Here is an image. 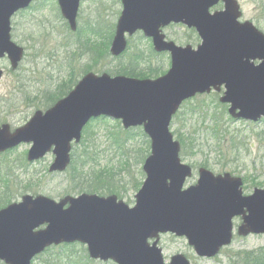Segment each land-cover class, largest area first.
I'll use <instances>...</instances> for the list:
<instances>
[{
	"label": "water",
	"instance_id": "obj_1",
	"mask_svg": "<svg viewBox=\"0 0 264 264\" xmlns=\"http://www.w3.org/2000/svg\"><path fill=\"white\" fill-rule=\"evenodd\" d=\"M35 0H0V59L12 71L23 49L11 41V18ZM81 0H56L71 31ZM110 54L126 49L125 34L136 31L152 40L157 53L170 55V68L161 77L139 80L87 73L75 87L45 112L35 111L22 126L0 125V153L21 144L35 162L54 157L49 173H62L70 164L73 144L91 119L107 117L125 130L142 127L150 154L142 171L144 182L129 207L117 197L81 194L59 201L24 195L0 210V261L30 264L50 246L80 243L90 259L114 264H190L181 254L164 262L160 234L186 239L199 258H213L232 239V219L241 218L237 235H264V190L242 196L240 178L214 176L199 169L197 183L183 189L191 168L180 162V145L169 131L172 117L184 101L221 92L233 120L256 123L264 118V35L251 23L238 22L235 0H119ZM219 2L223 11L209 13ZM181 24L201 40L194 50L166 42L161 29ZM252 61H259L254 65ZM3 71L0 70V81ZM149 241H152L150 244Z\"/></svg>",
	"mask_w": 264,
	"mask_h": 264
},
{
	"label": "rangeland",
	"instance_id": "obj_2",
	"mask_svg": "<svg viewBox=\"0 0 264 264\" xmlns=\"http://www.w3.org/2000/svg\"><path fill=\"white\" fill-rule=\"evenodd\" d=\"M237 2L242 20H252L264 34V0ZM120 11L118 0H82L75 33L69 30L54 0H39L16 14L12 19V41L24 48V58L15 72H11L6 59L0 60L4 72L0 81V125L7 123L11 129L22 126L35 111L44 110L47 97L76 83L85 70L95 74L113 72L139 58L140 71L161 68L166 72L168 56L151 54V44L139 33L128 40V49L121 58H112L107 50V56L101 58L100 52L106 47L102 44L113 35ZM163 33L180 46L200 43L192 31L180 25L169 26ZM91 45L99 49L89 52ZM218 97L217 93L194 97L181 106L170 125L175 140L180 137L189 141L187 149L181 148L179 154L181 163L194 169L184 187L196 183L199 167H208L214 174L228 173L242 178L246 195L255 188L264 190V120L233 121L227 114L228 107L221 105ZM120 130H123L120 123L110 119L91 122L72 154L80 162L85 148L96 149V159L91 167L79 171L81 177L86 182L99 177L111 183L107 187L117 190L118 195H114L131 207L144 180L141 168L150 148L139 131H135L130 142H125ZM213 131L216 133L212 134ZM28 149L29 145L22 144L0 154V208L7 202H19L23 195H43L55 201L66 195L77 196L70 192V171L59 175L48 173L52 154L28 163L25 159ZM97 195L110 194L106 190ZM159 247L166 263L171 256L181 254L190 264H235L239 253H264V235L234 236L231 246L212 259L197 257L184 238L172 235L161 236ZM32 264L113 263L92 261L83 245L73 244L51 247Z\"/></svg>",
	"mask_w": 264,
	"mask_h": 264
},
{
	"label": "trees",
	"instance_id": "obj_3",
	"mask_svg": "<svg viewBox=\"0 0 264 264\" xmlns=\"http://www.w3.org/2000/svg\"><path fill=\"white\" fill-rule=\"evenodd\" d=\"M102 45L106 46L105 48H103V52H100V55L102 57H104L105 55V51L107 50V43H103ZM92 50V49H91ZM89 50V52L91 51ZM153 74V72H151ZM114 74H121L124 76H128V77H138L135 72H133V70H127L125 67H121L120 69H118L116 72H114ZM75 83H70L68 86L65 87V90L60 91L58 93L52 94L49 97H47V102L48 104H46L44 106V108H47L49 106H51L53 103H55L58 99H61L62 97H64L74 86ZM106 119L104 118H100V119H96L93 120L94 121H105ZM122 132V134L125 137V142L126 141H131L132 138H134V133L135 131H139V135L143 138H146V136L143 134L142 130L139 128L136 129H129L127 131L124 130H120ZM120 133V132H119ZM216 131H213L212 134H215ZM147 139V138H146ZM181 145V148L183 151H185L187 149V147L189 146V141L187 139H183L178 137L177 139ZM83 155L81 156V161L77 162L78 159L77 157L75 158V153L72 154V162L70 167L68 168L67 171H70L69 173V178H70V184H71V193H76L77 195L82 194V193H90V194H102L106 192V190L109 191V194H117L118 195V191L117 190H110L107 186H111V183L109 182H104L103 179L98 178H92L93 180L86 182V180L81 177L79 171H82L85 167H91V163L94 162V160L97 157V152L96 149H88L85 148L82 151ZM77 160V161H76ZM74 167H79V168H74ZM66 171V172H67ZM85 191V192H84ZM3 198V197H2ZM4 198L6 199L7 196H4ZM3 198V200H4ZM2 200V201H3ZM7 205L9 204L8 202L6 203ZM6 205H3V207H5ZM235 264H264V253L263 251H254V252H245V253H239L237 255V261L235 262Z\"/></svg>",
	"mask_w": 264,
	"mask_h": 264
},
{
	"label": "flooded vegetation",
	"instance_id": "obj_4",
	"mask_svg": "<svg viewBox=\"0 0 264 264\" xmlns=\"http://www.w3.org/2000/svg\"><path fill=\"white\" fill-rule=\"evenodd\" d=\"M223 8H224V5H223V3H218L216 6H214L212 9H210V13H215V12H220V11H222L223 10ZM241 11V10H240ZM241 16H240V19H239V21L241 22V23H243V22H245V21H248V22H250V23H252L253 24V22H252V20H242V12H241V14H240ZM254 25V24H253ZM169 26H173V24H171V25H168V26H166V27H164V28H162L161 29V33L163 34V36L165 37V41H167V42H173V41H171V40H169L167 37H166V35L163 33V30L165 29V28H167V27H169ZM181 26V25H180ZM188 31H192L194 34H195V37H197V40H199L200 41V39H199V37H198V35H197V33H196V31L194 30V29H189ZM139 32H137V33H135V35L136 34H138ZM139 34H141V33H139ZM142 35V34H141ZM143 36V35H142ZM144 37V36H143ZM131 38V37H130ZM129 38V39H130ZM145 38V37H144ZM128 39V40H129ZM145 39H147L148 41H149V43L151 44V54H153V53H155L156 55H167L168 56V59H169V63H170V55H169V53H167V52H163V53H156L155 51H154V49H153V46H152V42H151V39H148V38H145ZM111 43V42H110ZM174 44H176L175 42H173ZM199 44L200 43H195V44H193V45H190L193 49H196L198 46H199ZM177 45V44H176ZM178 46H180V45H178ZM186 46V45H185ZM96 49H99V47L97 46L96 48H95V50ZM89 50H91L90 48H89ZM88 50V51H89ZM92 52H94L93 50H91ZM119 58V57H118ZM118 58H115V59H118ZM139 61V58H137V60H133V62L132 63H130L129 65H127L125 68L127 69V70H133V72H135V74L138 76V77H130V78H134V79H139V80H143V79H149V80H154V79H156V78H158V77H160V76H162L163 75V73H164V71H161V68L159 69H155V70H151V69H147V70H143V71H140V65H141V63H137ZM142 61H143V59H142ZM252 63L256 66V65H258L260 62L259 61H252ZM118 70V69H117ZM116 70V71H117ZM116 71H113V72H109L108 74H112V75H117V74H114V72H116ZM154 71V73L155 74H153V73H151V72H153ZM148 75H150V76H148ZM157 75V76H156ZM156 76V77H155ZM154 77V78H153ZM200 168V167H199ZM198 168V169H199ZM197 169V170H198ZM194 169L192 168V171H193ZM197 172V171H196ZM222 174H224V173H222ZM214 175H220V174H214ZM232 176L233 177H237V176H234L233 174H232ZM197 178H198V173H197ZM242 179V178H241ZM242 187H241V190H242V195L243 196H245L246 194H245V186H244V181H243V179H242ZM236 223H238L237 224V226H236ZM241 224V218L240 217H235V218H233L232 219V229H233V233H234V230H236L237 228H238V226ZM233 239H234V236H233ZM0 263H2V262H0ZM4 264V263H3Z\"/></svg>",
	"mask_w": 264,
	"mask_h": 264
}]
</instances>
